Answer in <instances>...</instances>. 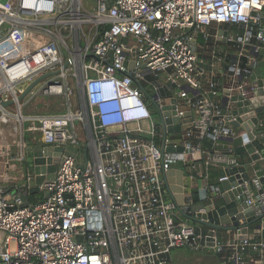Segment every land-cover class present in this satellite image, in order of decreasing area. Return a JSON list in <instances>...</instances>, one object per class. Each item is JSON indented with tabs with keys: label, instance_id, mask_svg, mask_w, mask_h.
I'll list each match as a JSON object with an SVG mask.
<instances>
[{
	"label": "built area",
	"instance_id": "2783aa9c",
	"mask_svg": "<svg viewBox=\"0 0 264 264\" xmlns=\"http://www.w3.org/2000/svg\"><path fill=\"white\" fill-rule=\"evenodd\" d=\"M213 25L225 27L215 39L230 49L213 47L202 62L197 38L208 44ZM262 64L264 0H0V100L16 106L9 114L11 105H0V119L45 146L77 150L40 185L47 199L23 206L0 187V264H181L172 254L180 249L214 261L206 264H264V170L255 162L241 185L253 221L233 230L185 219L162 179L180 163L192 182L241 165L222 139L238 134L232 98L255 97L250 77ZM135 82L159 106L163 89L175 100L181 130L165 148L182 152L161 153V126ZM42 97L61 99L63 111L24 116ZM16 189L28 196L29 186ZM183 198L191 214L195 199L189 191Z\"/></svg>",
	"mask_w": 264,
	"mask_h": 264
},
{
	"label": "water",
	"instance_id": "95a60500",
	"mask_svg": "<svg viewBox=\"0 0 264 264\" xmlns=\"http://www.w3.org/2000/svg\"><path fill=\"white\" fill-rule=\"evenodd\" d=\"M132 69V64L129 66ZM47 75L40 76L31 82L22 90L17 98L21 101L27 93ZM251 86L255 89L254 98L248 102L253 106H249L247 102H241V98L234 96L232 101L235 103L236 110L234 114H240L241 118L232 122V126L238 131L235 137L223 138L222 141L231 145L233 157L241 161V165L231 169L219 171L218 177H227L222 182H209V179L196 178L192 182L187 177V172L180 168H170L168 171L162 172L164 187L170 201L174 204L175 209L188 221L199 224L207 229L216 231H225L227 229L239 228V220L248 219V224H252V210L244 200L241 185L244 181H248L253 175L252 162L256 167H260L261 157L264 155V130L261 129L262 119L259 115L264 112V72L257 67L250 77ZM135 85L142 92L146 103L148 104L151 114L157 117L159 125L162 129L161 153L166 152H182L183 147L176 150L166 147L165 141L168 136L174 135L181 130V120L175 115V100L168 101L159 106L156 103L158 95H151L144 87L135 82ZM189 90V88H183ZM192 92V91H191ZM14 104L13 100H0V105L5 109ZM189 114H186L187 117ZM23 151L22 166L25 171L33 176V186L28 190L27 195L19 194V189H11V195L14 200L19 199L23 202V206L30 203L31 196L42 194L43 199L49 197V192L45 189L40 190V185L57 169V166L63 161L64 157H73L77 150L72 147L64 149L61 146H39L37 143L27 144ZM78 152H81L79 150ZM85 153V151H84ZM247 157L242 159V157ZM262 172V168H258ZM259 182L264 191V176H260ZM191 192L196 197L195 203L190 207L191 214H185L181 210L183 205V195ZM223 225H227L223 227ZM245 233V232H244ZM210 234V233H209ZM244 237V236H242ZM264 238V231L262 233ZM192 242V238L189 239ZM207 246H213L212 238H206Z\"/></svg>",
	"mask_w": 264,
	"mask_h": 264
},
{
	"label": "crops",
	"instance_id": "0c3cea01",
	"mask_svg": "<svg viewBox=\"0 0 264 264\" xmlns=\"http://www.w3.org/2000/svg\"><path fill=\"white\" fill-rule=\"evenodd\" d=\"M223 31L225 30V27L223 26H217V25H213L210 28L207 29L208 33L211 36V40L209 41L208 44H204L203 40L199 37L197 38V44H198V48H199V59L202 62H207V60L210 58V54H211V49L213 47L219 48V50L222 52V50H229L230 46L224 41V39H215V36L217 35V33L219 31ZM167 94L164 93L163 95H161V97L164 99L167 98L166 96ZM29 110L28 107H26L24 110ZM13 109L9 108L7 110V112L9 114H12L13 112L16 113V111ZM41 113V112H40ZM24 116H32V114L28 113V112H24L23 113ZM4 122V121H3ZM7 123H9L10 129L9 127H7ZM25 133H30V134H34L31 132H24V134L22 135L21 133V128L20 125L18 123L15 124H11L10 122H6V124H3L2 122H0V138L2 137V140L0 142V187L4 188V189H14V188H21L24 186H29V188L31 186H33L34 180L32 179V181H30L29 185L27 183V172L25 171V168L22 166L21 163V156L22 153L24 151L23 148H25L27 145V142H25ZM10 135V138H9ZM35 138H39V143H37V145L39 146H45L42 142V139L40 137L39 134L34 136ZM32 138V137H31ZM32 140V139H31ZM222 145L224 147L227 148H231V145L228 144L227 142H222ZM25 146V147H24ZM12 158H17V160H20V162L18 164H16ZM245 158L247 159V157H242V159L245 160ZM21 163V164H20ZM181 166H185L183 165V163L178 164L175 168H181ZM195 169L197 170V172H200L201 170H203L201 168V165L199 163L194 164ZM189 168V167H188ZM258 168H263V165ZM220 171V170H219ZM218 171V172H219ZM209 173L207 172V175ZM219 174V173H218ZM218 174H216L218 177ZM260 174V173H259ZM51 176H49L47 179H49ZM215 177V179H216ZM25 178V180H24ZM209 179V177H208ZM7 180L8 182H10V184L4 183V181ZM19 180H22L21 182H19ZM12 185V187H10Z\"/></svg>",
	"mask_w": 264,
	"mask_h": 264
},
{
	"label": "rangeland",
	"instance_id": "374dc122",
	"mask_svg": "<svg viewBox=\"0 0 264 264\" xmlns=\"http://www.w3.org/2000/svg\"><path fill=\"white\" fill-rule=\"evenodd\" d=\"M260 69L262 72H264V64H262L260 66ZM161 84L166 85V78H161L159 79ZM165 89L160 91V95H163L165 93ZM167 92V91H166ZM71 102L73 104H75V99L74 97H72ZM167 102V99H164V103ZM29 108V110H23V113L28 112L30 114H34V113H40L42 111H45V109H47V111H58V110H62L61 108V99H57L54 97H42L40 99H38L37 101H35L33 104L27 106ZM11 109H13L14 111H16V106L15 105H11L10 107ZM260 119H262V125H261V129L264 130V112H261L259 115ZM155 123L159 124L158 119L156 116L153 117ZM0 122H2L3 124H6V122H3L2 119H0ZM12 123L15 124V120H11ZM10 122V123H11ZM11 123V124H12ZM7 127H9V123H7ZM25 126H27V123L25 124ZM143 127L145 129L149 128L148 123H143ZM37 134H30V133H25V142H27V144H32V143H39V138H35L34 136ZM32 137V138H31ZM10 138V135H9ZM32 139V140H31ZM12 160L18 164L20 162V160H17V158H12ZM21 164V163H20ZM263 165L264 168V162L261 161V166ZM25 180V178H24ZM22 180H19V182H21ZM4 183L10 184V182H8L7 180L4 181ZM12 187V185L10 186ZM43 199L42 194H35L33 196H31L30 202L31 203H36L38 201H41ZM174 258L176 259L177 262L181 263V264H193L196 262L202 263V264H206V263H214V261H212L211 259L208 258H202V256L198 253H193L188 251L187 249H180V250H175L172 252Z\"/></svg>",
	"mask_w": 264,
	"mask_h": 264
},
{
	"label": "trees",
	"instance_id": "16d2710c",
	"mask_svg": "<svg viewBox=\"0 0 264 264\" xmlns=\"http://www.w3.org/2000/svg\"><path fill=\"white\" fill-rule=\"evenodd\" d=\"M63 110H59V112H62ZM49 112H58V111H50ZM197 163V162H196ZM195 163V164H196ZM182 169L186 170L187 169V166H181ZM208 177H209V182H212L215 180V177L217 176L216 174H218V170H216L215 168H210L208 170ZM194 199L196 200V197H194Z\"/></svg>",
	"mask_w": 264,
	"mask_h": 264
},
{
	"label": "bare ground",
	"instance_id": "6f19581e",
	"mask_svg": "<svg viewBox=\"0 0 264 264\" xmlns=\"http://www.w3.org/2000/svg\"><path fill=\"white\" fill-rule=\"evenodd\" d=\"M1 140H2V137L0 138V142H1ZM0 176H1V174H0Z\"/></svg>",
	"mask_w": 264,
	"mask_h": 264
}]
</instances>
